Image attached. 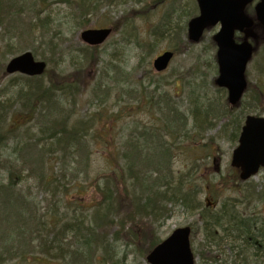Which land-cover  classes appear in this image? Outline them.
I'll list each match as a JSON object with an SVG mask.
<instances>
[{
	"label": "rangeland",
	"instance_id": "rangeland-1",
	"mask_svg": "<svg viewBox=\"0 0 264 264\" xmlns=\"http://www.w3.org/2000/svg\"><path fill=\"white\" fill-rule=\"evenodd\" d=\"M256 3L257 1L253 2L246 9L251 17H254ZM81 6L89 7L90 13L83 14ZM39 8L43 11L40 14L41 23L49 16L53 29L50 34L55 39L53 46L56 47L40 45L41 40L33 43L30 38L8 41L7 37L5 43L0 42V184H6L11 177L18 182V189L35 207L34 215L39 219L43 218L41 223L53 221L51 216L56 214L60 217L58 226L61 227L66 222V203L72 201L71 194L64 192L70 191L73 186H79L85 175L82 167L84 164H76L80 158L72 162L71 158L64 157L62 153L50 157L47 169L54 170L59 175V191L47 189L45 183L37 181L30 174V168L36 166L33 163L37 155L34 141L42 138V133L46 130L44 115L53 106L51 101H58L61 103L60 109L70 112L68 117L71 123L85 124L87 119L97 113H101V119L108 117L107 115H119L111 123L110 133L104 138H98L93 145L89 176L95 178L96 175L107 176L112 170H121L120 156L131 134L132 141L136 140V131L145 129L152 132L161 128V120L165 119L164 112H168L165 106L168 107L169 98V106L187 116L190 134L196 135L195 126L201 125L203 121V117L198 116L193 123L191 116L193 101L198 99L201 105L211 104L213 108H218L210 116L215 125L212 129L209 126V131L204 133L206 140L191 138L195 139L197 147L201 146L198 154L190 148L189 142L193 141L180 144L175 150L172 167L177 177H194L195 184L201 187L202 192L198 196L200 211L195 212L191 208L197 201H188L186 205L181 202L169 203L166 207L159 205L157 216H145L133 235H129L126 230L120 232L116 239L117 227H108L107 230L98 232V235L106 231L107 239L113 244L115 257L104 259L102 248L96 246L93 248L90 264H149L146 259L149 252L146 253L145 250L152 237L163 241L176 229L186 226L192 229L190 240L195 264L233 263L231 251L220 241V235H214L213 230H205L200 212L205 208H212L215 213L226 208L231 217L238 214L264 221V170L261 169L247 182H241L237 172L231 167L233 152L238 146L246 116L264 117V41L260 29L256 28L252 32L255 52L246 71L249 88L242 102L233 109V117H227L223 115L222 108L224 105L229 107L227 92L215 83L218 64L217 46L213 38L220 25L209 28L199 42L192 43L188 39V23L199 14L196 0H48ZM27 15L26 19L30 16L31 20L33 13ZM4 27L5 25L0 26V34H5ZM102 28L114 29L104 44L91 47L82 41L83 31ZM241 38L242 35H237L238 40ZM168 50L174 52L175 56L166 71L157 73L153 68V61ZM24 52H31L36 60L46 62L48 73L40 77L8 74V63ZM99 83L102 86L109 83L111 93L108 97H104L102 93L94 96ZM49 85L55 89L50 99H46L44 91ZM57 87L65 89L64 93L57 91ZM27 95L30 97L28 101ZM159 100L162 107L160 112L157 111ZM93 131L97 133L96 128ZM98 135L101 137L104 134ZM41 140L44 141L43 138ZM26 144L34 150L24 153ZM111 154L116 157L114 163L111 161ZM73 166L78 170L76 176L71 174ZM68 168L70 171L66 174ZM104 181L105 178L101 180L103 187L106 186ZM114 182L117 180L114 179ZM130 183L127 182L126 187L133 191ZM95 197L98 198L95 195L76 199L80 203L85 201L87 209L95 201ZM73 207L77 208L69 205V210ZM77 215L81 214L77 212ZM117 217L119 216L116 214L113 222H120V217ZM48 228L51 232L43 237L48 248H66L67 245L64 244L74 243L71 236L62 242L58 239L59 242L55 243V234L51 227ZM27 240L30 241L28 249L36 253L38 259H42L41 263H24L16 256H10L2 264L76 263L68 253L62 260H51L58 254V250L49 249L52 256L45 258L42 251L44 246L40 248L41 239L37 235H28Z\"/></svg>",
	"mask_w": 264,
	"mask_h": 264
},
{
	"label": "trees",
	"instance_id": "trees-1",
	"mask_svg": "<svg viewBox=\"0 0 264 264\" xmlns=\"http://www.w3.org/2000/svg\"><path fill=\"white\" fill-rule=\"evenodd\" d=\"M47 2L48 0H0V26L5 25V34H0V42L5 43L7 37L8 41H12L14 38L20 40L30 38L33 43L41 40L40 45L46 44L48 48L56 47L53 46L55 39L50 34L53 29L49 16L43 23L40 19V14L43 11L39 7L42 6V3L46 4ZM88 8L81 6L83 14L90 13L91 9ZM29 13H33L31 20H29L30 16L26 19ZM37 34L38 37H36ZM47 73L48 69L44 75ZM107 76L109 75L107 74ZM108 86L109 83L105 86L99 83L96 87L97 91H94V96L97 97L102 93L104 97H108L111 93ZM54 89V87L48 86L44 91L46 99H50ZM56 90L63 93L65 91L60 87H57ZM260 90L262 91L261 88ZM147 97L145 99L148 102ZM42 98L44 99V96ZM26 99L28 101L30 97L27 95ZM160 100L157 106L159 112L162 110ZM167 101L168 107H165L168 112H164L165 119L161 120V128L156 131L152 130V132L145 129L136 131V140L132 141L133 134H131L125 143L124 152L120 156L121 170H112V173L107 176L96 175L95 178L89 176L93 145L98 141V138H104L110 133L111 123L116 121L119 115L117 117L107 115L108 117L101 119V113H97L87 119L85 124L71 123L68 117L70 112L60 109L61 103L58 101L53 103L51 101L53 106L44 115L43 123L46 124V130L42 133L44 141L41 140L42 138L34 141L37 155L33 163L36 166L30 168V174L37 181L45 183L44 186L47 189H54V192L59 191L61 187L60 178L58 180L59 175H56L54 170L47 169L50 166V157L62 153L64 157L71 158L72 162L80 158L76 164L80 165L81 162L84 164L82 167L85 177L79 186H73L69 189L70 191L64 192L71 194L72 201L66 203L64 216L66 222L61 227L58 226L60 217L56 214L51 216L53 221L41 223L40 220L43 218L39 219L34 215L36 214L35 207L18 189V182L11 177L6 184H0V264L5 263V259L10 256H16L24 263H41L42 259H38L35 256L36 253L28 249L30 242L27 240L28 235L31 237L37 235V238L41 239L40 248L44 246L42 251H44L45 258L52 256L51 251L58 250L60 255L57 254L51 260H62L68 253L71 260L76 262L72 264H90L93 248L96 246L102 248L104 259H112L115 257L113 244L107 239L106 231L101 235H98V232L115 225L117 227L115 239L120 232L126 230L129 231V235H133L134 230L139 229L145 216H155L159 205L166 207L169 203L178 204L181 202L186 205L188 201L192 203L197 201V204H192L191 208L193 211L199 212L201 203L198 202V196L202 189L195 184L194 177L185 179L182 177L183 175L179 177L175 175L172 167L173 157L178 146L186 144L192 137H199L198 141L206 140L204 133L209 131V126L212 129L215 125L210 116L213 110L218 108H213L211 104L201 105L198 99L193 101L194 108L191 113L193 123L195 120L197 121L198 116H202L203 121L200 123L201 125L195 126L197 132H195L196 135H192L188 129L187 116L180 113L175 107L169 106L171 98ZM222 108L223 115L233 117L234 108L230 105L229 107L224 105ZM95 128L97 129L96 134L93 131ZM98 134L104 135L100 137ZM191 141L193 143L189 142L190 148H193L195 154H198L201 146L195 145V139ZM25 146L24 153L34 150L29 147V144ZM204 146L206 147L207 144ZM110 157L112 163L116 162L114 155L111 154ZM69 171L70 168L67 169L66 174H69ZM77 171L73 166L71 168L72 176H76ZM11 174L12 172L9 176ZM103 178H105L103 183L106 182L104 187L101 182ZM114 179L117 182H114ZM129 181L133 191L126 187ZM95 195L98 198L95 197V201L87 209H85V201L82 203L78 201L83 196L94 197ZM69 205H75L77 208L73 207L72 210H69ZM226 210V208H221L215 213L211 208L202 210L200 216L205 230H213L214 235H220V241L224 242L231 251L233 262L231 264H264V221L257 217H244L238 214L231 217L229 211ZM77 212L81 215H77ZM116 214L120 217V222L117 223L113 222ZM110 223L112 225H108ZM47 225L55 234V243L59 242L58 239L62 242L68 236H71L74 243L64 244V246L67 245L66 248L62 246L48 248L43 240V237L51 232ZM132 237L137 238V236ZM160 242L152 237L145 252H150ZM49 249L51 251L48 252ZM15 250L17 251L15 252Z\"/></svg>",
	"mask_w": 264,
	"mask_h": 264
},
{
	"label": "water",
	"instance_id": "water-1",
	"mask_svg": "<svg viewBox=\"0 0 264 264\" xmlns=\"http://www.w3.org/2000/svg\"><path fill=\"white\" fill-rule=\"evenodd\" d=\"M199 15L188 23V38L199 42L204 32L220 24L219 32L214 36L217 44V63L219 76L216 85L227 89L228 102L237 105L247 89L245 72L254 53V46L249 42L253 36L256 22L264 31V0L256 4L255 18L246 14V8L254 0H196ZM111 28L89 29L81 33V39L89 46H100L111 36ZM244 34L242 42L235 40V33ZM264 38V34H263ZM174 53L165 51L155 58L153 68L161 73L168 69ZM47 64L36 61L31 52L14 57L7 65L8 74L21 73L29 77L41 76ZM232 167L240 170V179L249 180L261 168L264 169V117L249 115L245 119L239 137V145L234 150ZM191 228L189 226L175 230L159 243L147 255L149 264H195L192 251Z\"/></svg>",
	"mask_w": 264,
	"mask_h": 264
},
{
	"label": "flooded vegetation",
	"instance_id": "flooded-vegetation-1",
	"mask_svg": "<svg viewBox=\"0 0 264 264\" xmlns=\"http://www.w3.org/2000/svg\"><path fill=\"white\" fill-rule=\"evenodd\" d=\"M235 171H237V170H235ZM237 173H238V171H237Z\"/></svg>",
	"mask_w": 264,
	"mask_h": 264
}]
</instances>
